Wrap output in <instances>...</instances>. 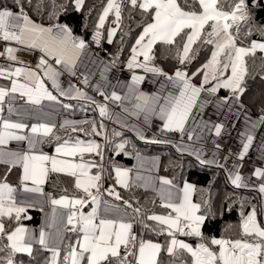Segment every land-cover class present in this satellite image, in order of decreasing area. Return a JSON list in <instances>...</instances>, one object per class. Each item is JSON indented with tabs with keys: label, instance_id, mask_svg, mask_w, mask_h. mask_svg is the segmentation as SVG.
Returning <instances> with one entry per match:
<instances>
[{
	"label": "snow or ice",
	"instance_id": "1",
	"mask_svg": "<svg viewBox=\"0 0 264 264\" xmlns=\"http://www.w3.org/2000/svg\"><path fill=\"white\" fill-rule=\"evenodd\" d=\"M220 0H183V5L179 0H127V4L132 9H140L151 15V22L146 23L142 32L135 40L131 48V57L127 62V68L143 69L145 72L153 73L164 78L165 83L161 85V94L149 96L145 93H138L135 87L129 88L135 111L131 114L135 116L144 115L147 120L152 115H158L163 122L161 131L179 132L182 135L186 132V124L193 116V109L198 107L197 101L203 92L209 94L217 93L221 88L228 89L232 95L223 98L222 102L229 100L239 102L240 96L245 92L244 80L248 75L247 62L245 57L255 55L257 49L264 52V42L251 41L250 45L238 46L237 38L243 25L245 34L250 36L253 32L264 35V24H256L252 20L251 9L247 0H231L230 10L225 11L218 7ZM55 3V0H53ZM14 5L19 9L13 11L4 5L0 0V38L4 41H14L26 49H39L44 55L39 58L36 69H42L43 77L51 80L52 87L56 89L59 96L72 97L73 91L77 97H84L86 94L69 85L67 89L60 87L58 77L61 75L53 64L49 63L47 57H51L56 65H62L73 76L77 61L80 55L88 47L85 40L73 35L72 29L68 25L56 24L45 27L36 23L24 12L22 0H14ZM84 0H75L76 10H81ZM264 5V0H257V7ZM63 8V5H59ZM122 4L117 0H107L106 7L98 18L93 41L100 43L101 32L105 19L114 10L115 20L113 23L119 25ZM187 9V10H186ZM53 12V16H55ZM206 27L210 31L205 32ZM55 29V31H54ZM234 29V31H233ZM187 30V31H186ZM117 28L114 27L108 33L107 42L112 43V37L116 35ZM183 43L176 56L179 64L183 65L192 57L193 45L200 41L202 44L213 46L210 59L203 64L200 69L190 76L181 68H175L174 73L169 75L162 68L152 64L154 60L153 47L158 42L173 46L176 38L181 34ZM123 40V37H121ZM8 59L16 60L14 55L16 49L8 47L5 49ZM4 53L0 52V56ZM142 57V60L140 59ZM115 63V61H113ZM107 70V68L105 69ZM203 76L199 85L192 82L193 76ZM39 71L30 68H16L9 71L0 68V77L11 79V87H0V112H3V103L6 97L15 99L12 94L19 93L21 98H25L26 103L40 105L44 100L58 101L57 95L46 86L45 80ZM16 77V79H12ZM23 77L24 82L19 78ZM145 78L140 75H133V85L140 83ZM215 82V83H213ZM84 84H88L87 76L83 79ZM168 83L172 86V91L166 95L163 89ZM208 85H211L208 87ZM101 95H104L101 93ZM88 99H91L90 97ZM113 102H120L122 98L116 92L110 96H105ZM95 103V101H92ZM70 108L71 105H63ZM123 107V105H120ZM12 109L9 108V111ZM128 112L129 109L124 107ZM99 113L102 117L111 118L106 106H99ZM264 122V117L261 118ZM119 122V120H117ZM70 122L65 121V125ZM79 123H90L91 133L101 135L97 131L95 122L82 121ZM0 164L8 165V171L19 166L22 169L20 186L24 192L41 193L42 185L45 183L48 174L66 173L75 177L74 186L82 190V196L68 197L61 196L59 199H52L53 206H61L68 209L66 213L57 214L55 207L50 219L45 227L39 232L38 238L26 227L19 224L22 214L28 211L27 206H21L23 202H18L16 196L17 188L6 182L7 176L0 178V240H7L8 243L0 244V253L6 251V255L0 256V264H16V254L24 253L33 255V242L38 243L46 251L51 252V257L44 260V264H159L158 256L161 251H165L170 257L179 258L181 252H186L192 258V264H264V227L257 221V209L252 208L247 216L243 218L241 233L243 237H254L248 239L229 240L224 238H212L209 243H204L202 226L206 221V216L198 214L201 205L193 203L191 193L195 191L192 184L185 183L182 194L173 192L172 188L161 187L159 189L161 199L167 201L164 207L171 209L167 215H148L147 220L157 223L154 231L167 234L170 238L166 245L153 243L151 241H137L133 233V225L123 219H109L99 215L101 198L97 195L102 187V176L100 172L90 174L94 167H100L95 163L80 162L74 163L68 159H57L50 157L38 150V145L46 141L53 133V127L47 124H37L31 126V135L18 134L28 128L24 123L11 122L0 117ZM104 127L103 124L100 125ZM222 125H214L217 136L221 133ZM80 131H85L83 128ZM73 131L76 128L73 127ZM119 135V133H116ZM187 138L193 139L191 130ZM59 139V137H56ZM252 136L247 137V143L243 144V151L240 159L248 152L252 143ZM27 142V149L23 151H13L8 148L10 141ZM162 142V141H157ZM123 148V144L118 145ZM220 147L219 144L216 145ZM101 146L94 141L76 140L72 145L65 140L56 147L57 154L64 157H76L79 155L83 160V154H95L103 159ZM199 159L198 150H194ZM204 163V161H201ZM223 167V165H221ZM117 183L124 188L129 187V170L115 169ZM257 177H264V170L256 169ZM140 179V177H137ZM242 177L235 175L231 183L236 187L241 186ZM29 183L32 185L29 186ZM163 186H172L173 182L167 178H160ZM108 196L114 197L117 201H122L127 208H132V204L123 200L121 195L114 188L106 189ZM259 191L264 193V184L259 187ZM91 202L96 205L91 212H83V208ZM117 210L119 205L114 206ZM139 213L140 209L135 208ZM174 213V215H173ZM126 216L127 213L125 212ZM30 219L31 217L25 216ZM5 219L17 223V226L9 231L6 228ZM52 228L54 231H45V228ZM145 227H148L145 224ZM67 233L74 234V239L65 243ZM177 234L193 236L199 238L201 242L193 247L191 244L177 239ZM210 245L219 246L214 251ZM65 255L61 258V250ZM123 249V252L121 251ZM131 258V259H130ZM183 264V262H182Z\"/></svg>",
	"mask_w": 264,
	"mask_h": 264
},
{
	"label": "trees",
	"instance_id": "2",
	"mask_svg": "<svg viewBox=\"0 0 264 264\" xmlns=\"http://www.w3.org/2000/svg\"><path fill=\"white\" fill-rule=\"evenodd\" d=\"M24 12L39 24L52 26L56 24L68 25L73 34L78 35L85 40L87 44L92 46L95 51L105 59H110L117 66L123 64L131 57V48L142 32L143 26L151 22V15L144 13L140 9H132L127 4V0H121L122 4L120 21V31L118 32L112 43L107 42V32L110 25L115 24V14L111 13L102 29L100 43L93 41L96 31L98 18L103 8L107 4V0H85L81 10H76L75 0H22ZM183 5V0H179ZM251 9L252 20L256 24H264V5L257 7V0H247ZM4 5L13 11L19 9L14 5V0H3ZM231 0H220L218 7L225 11H229ZM59 5H63L60 8ZM187 10V9H186ZM55 12V16H53ZM127 31L129 35H124ZM187 31V30H186ZM210 31V27H206L205 32ZM234 31V29H233ZM182 33L176 38V44L173 46L165 45L158 42L153 47L154 60L152 64L162 68L165 72L172 75L175 68H181L190 76L192 73L200 69L211 56L213 46L202 44L197 41L193 45L192 57L185 64H179L176 53L181 49L183 40ZM123 37V40H121ZM251 41H263L264 35L259 32H253L252 35L245 34V27L242 25L238 38V46H249ZM248 68V75L244 80L245 92L240 96V101L248 107L254 114L264 116V52L256 50L255 55L245 57ZM202 74L193 76L192 82L199 85L202 81ZM215 83V82H213ZM211 85H208L210 87ZM228 91L221 88L218 91L220 96H227ZM88 108L87 114L94 116L97 131L101 135L91 133L92 125L87 123L83 125L85 131L77 128V133H83V137L92 138L98 136L97 141L101 146L103 159L97 155H92L91 159L100 167H95V172H100L102 181L106 189L114 188L123 200H127L132 204V208H127L122 201H117L114 197H100L101 201H105L114 205H119L133 213L135 220L134 233L138 236V241H152L161 245H166L169 241L167 234H161L153 229L157 227V223L146 219L148 215L166 214L169 211L164 207L158 196L152 192L144 190L135 185H129L128 188H120L115 183L114 168L131 167L134 163V157L137 153L149 156H159V174L172 180L173 185L182 188L184 183H191L195 187L193 200L200 204L199 214L206 216V221L202 226L204 243H209L212 238H224L229 240L248 239L254 240V237H243L241 233V225L243 218L249 214L252 208L257 209L260 217L263 215V195L257 189H248L236 187L231 183L228 172L224 167L199 162L193 156L180 152L175 146L168 142L144 141L131 130L118 126L109 121L107 117H102L99 113L96 103L90 101H81ZM104 127L101 128L100 125ZM72 128L62 129L55 128L53 133L44 142L45 149L50 152L53 148L63 143L65 140L73 136ZM119 133V135H116ZM59 137V139H56ZM123 144L121 153H116L120 149L118 145ZM103 165V166H102ZM8 165L0 164V178L7 176L6 182L9 183L17 191L20 189L21 168L15 167L8 171ZM75 178L66 173L50 172L44 183V190L50 199H56L67 195L68 197L82 196L83 192L74 186ZM139 208L140 212L134 211ZM43 211L38 208L28 209L26 214H22L19 224L31 226H39L41 224ZM31 217L30 219L24 218ZM6 228L11 231L17 226L12 220L5 219ZM145 224L148 227H145ZM177 238L191 244L195 247L201 242L199 238L193 236H184L177 234ZM74 239V234L67 233L65 243ZM8 243L7 240H0V244ZM212 250H218V246L210 245ZM6 255L0 253V256ZM65 255V251L61 250V258ZM51 257V252L46 251L40 245L33 248V255L16 254V264H44L46 258ZM184 261L186 264H192V258L186 252H181L179 258L170 257L165 251H161L158 257L159 264H170L171 260Z\"/></svg>",
	"mask_w": 264,
	"mask_h": 264
},
{
	"label": "crops",
	"instance_id": "3",
	"mask_svg": "<svg viewBox=\"0 0 264 264\" xmlns=\"http://www.w3.org/2000/svg\"><path fill=\"white\" fill-rule=\"evenodd\" d=\"M120 1L121 0H117L118 3ZM111 13H114V10L110 12V14ZM108 18L109 16L105 19L104 26ZM43 26L50 27L46 25ZM120 26V22L119 25H110L107 32V38L110 30L116 27L117 32L116 35L112 37L113 41L120 31ZM73 35L79 37L78 35ZM87 45L88 47L84 52L81 53L80 59L77 61L75 73L82 74L83 79L85 76H87L88 84H84L83 79L79 80V84H74L69 80H63L64 74H72L62 65L53 64L51 62L53 59L51 57H47L49 63L53 64V67H55L61 73V75L58 77V83L61 88L67 89L69 85H72L76 89H79L86 94L84 97H77L76 92L73 91L72 97L75 98H69L68 96H59L58 91L52 87L51 80L43 77V70L36 69L39 58L44 55V53L39 51V49L29 50L22 45L16 44L14 41H4L2 38H0V52L4 53V55L0 56V68H4L9 71H14L16 68H30L39 71L42 75V78L45 80L46 86L50 91L53 92L54 95H57L59 101L44 100L40 105H33L26 103L25 98H21L19 93L12 94L15 96V99H12L11 96L6 97L5 102L3 103L4 110L3 112H0V117L11 122L24 123L28 125V128L18 133L22 135H31V126L37 124H47L49 126H54L53 130L55 128L73 129V127L77 129L87 124L79 122L94 121V116L87 114L88 108L83 105L81 101H95L99 110V105H101L103 99L107 101L105 106L111 115L110 119L107 117L109 121L117 124L118 126L131 130L144 141H162L171 143L177 150L193 156L199 162L204 161L205 164L216 165L220 148H217L216 145L219 144L221 146L223 144H230L238 160H244L246 158L252 162L251 170L244 174L241 173V162H238L235 166H226L225 169L228 172L230 179H232L237 174L240 175L242 177L240 187L248 189L259 190V187L264 184V177H257L255 175L256 169L259 168L264 170V122L261 120V118L264 116L254 114L248 107L241 103L240 99L239 102L229 100L227 103H223V98L230 97L232 95L228 89H224L229 92L225 97L220 96L218 92L215 94L203 92L197 101L198 107L193 109V116L190 117L189 123L185 126V134L182 135L179 132H162L161 128L163 126V122L159 119L158 115H152L147 120H145L143 114H141L139 117L131 114L132 111H135L133 104L136 101L132 99V96L129 93V88L135 87L138 93H145L149 96L160 95L161 85L165 83L164 78L153 73L145 72L143 69H128L127 62L130 58L123 64L117 66L109 58L105 59L101 55L97 54V51H95L92 46L89 44ZM8 47L16 49L14 55L17 57V59L15 61L8 59V54L5 51V49ZM140 59L142 60V57ZM106 68L107 70H105ZM134 74L144 76L145 79L140 83L133 85L132 76ZM12 79H16V77H13ZM19 80L20 82H24L23 77H20ZM0 87L10 88L11 79L0 77ZM172 90L171 84L168 83L167 87L163 89V94L166 95ZM113 91L124 99H122L120 102H113L110 99H105V96H110ZM101 93L104 95H101ZM89 97L91 99H88ZM121 104L123 107L120 106ZM63 105H71V107L66 108ZM124 107L128 108L129 111L125 112L123 110ZM9 108L12 110L9 111ZM117 120H119V122H117ZM65 121L70 123L65 125ZM214 125L223 126L219 136H217L215 133ZM0 130H2V125H0ZM190 130L193 135L192 140L187 138L188 132ZM248 136H252V143L249 145L248 152L244 154L243 159H240V154L243 151V144L247 143ZM97 138L98 136L86 138L83 137V133H77L75 131L73 136L68 138L67 141L69 145L74 144L76 140H82L85 142L94 141L98 144ZM59 145L60 144L56 145L52 151L48 152L44 147V143H42L38 145V150L50 157H55L57 159H68L74 163H94V161L91 159V156L94 155V153L83 154V160H81L79 155L76 157H64L57 154L55 149ZM8 148L13 151H23L27 149V142H17L13 140L8 144ZM194 150H198L199 159L197 158V154ZM121 151L122 148L117 150L116 153H121ZM159 165V156H149L137 153L134 157V163L131 167L119 168L121 170H129V185H135L144 190L154 192L158 196L161 203L164 204L167 201L161 199L159 192L161 187L172 188L173 192L182 194L184 185L180 189L174 185H161L160 178L167 177L159 174ZM116 168L113 170L115 183L118 187L124 188L117 183V177L115 174ZM94 169L95 167L91 169L90 174L97 173L94 171ZM137 177H140V179H137ZM29 186L31 187L32 185L29 183ZM41 187L43 189L41 193L24 192L20 187V189L14 194L18 202H23L21 206L32 205L31 207H28V209L38 208L43 211L41 224L38 227L20 224L28 228L37 238L40 230L45 227L46 223H50L54 207L57 214L66 213L68 211V209L61 206H53L51 204L52 199H50L45 193L44 184ZM193 194L194 191L191 193V200L193 203H195L193 200ZM262 195L263 215L260 217L257 213V221L261 227H264V193H262ZM114 206L116 205L101 201L98 214L109 219H123L126 222H131L133 225L132 231L134 233L135 220L133 218V213L123 207H119L117 210ZM94 207H96V205L89 202L82 210L85 213H89ZM169 211L171 212V209H169ZM125 212L127 213L126 216L124 215ZM168 213L154 215H167ZM45 231L52 232L54 229L49 227L45 228ZM36 245L39 244L33 242V248ZM182 262L183 264H186L184 261L175 259L171 260L170 264H182Z\"/></svg>",
	"mask_w": 264,
	"mask_h": 264
},
{
	"label": "built area",
	"instance_id": "4",
	"mask_svg": "<svg viewBox=\"0 0 264 264\" xmlns=\"http://www.w3.org/2000/svg\"><path fill=\"white\" fill-rule=\"evenodd\" d=\"M97 54H100L99 52H97ZM54 64V61H51ZM83 79V75L80 73H76L74 76L73 75H69V74H64L63 75V80H69L71 82H73L74 84H79V80ZM103 106L105 104H107L106 100H103ZM238 158L236 157V154L234 153V150L232 148V146L230 144H223L220 146L219 148V154H218V159H217V164L219 166L223 165H228V166H235L236 163H238ZM240 162L242 163V170L241 173L244 174L248 171L251 170L252 167V162L249 159H244V160H240ZM100 196L106 195V191L105 188L103 187L102 189H100L99 192ZM123 252V249L121 250ZM131 259V258H130Z\"/></svg>",
	"mask_w": 264,
	"mask_h": 264
},
{
	"label": "water",
	"instance_id": "5",
	"mask_svg": "<svg viewBox=\"0 0 264 264\" xmlns=\"http://www.w3.org/2000/svg\"><path fill=\"white\" fill-rule=\"evenodd\" d=\"M123 34L124 35H129V33L127 31H124Z\"/></svg>",
	"mask_w": 264,
	"mask_h": 264
},
{
	"label": "rangeland",
	"instance_id": "6",
	"mask_svg": "<svg viewBox=\"0 0 264 264\" xmlns=\"http://www.w3.org/2000/svg\"><path fill=\"white\" fill-rule=\"evenodd\" d=\"M257 42H263V41H257Z\"/></svg>",
	"mask_w": 264,
	"mask_h": 264
}]
</instances>
